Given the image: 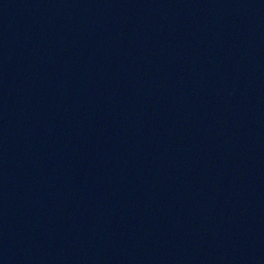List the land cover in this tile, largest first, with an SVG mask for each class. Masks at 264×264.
<instances>
[{
	"label": "water",
	"instance_id": "water-1",
	"mask_svg": "<svg viewBox=\"0 0 264 264\" xmlns=\"http://www.w3.org/2000/svg\"><path fill=\"white\" fill-rule=\"evenodd\" d=\"M0 264H264V0H0Z\"/></svg>",
	"mask_w": 264,
	"mask_h": 264
}]
</instances>
